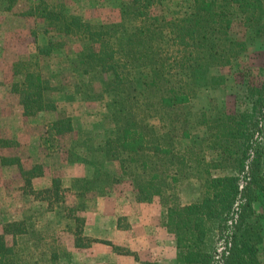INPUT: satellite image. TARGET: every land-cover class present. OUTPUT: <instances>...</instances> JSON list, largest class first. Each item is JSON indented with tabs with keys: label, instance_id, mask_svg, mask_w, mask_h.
Here are the masks:
<instances>
[{
	"label": "trees",
	"instance_id": "1",
	"mask_svg": "<svg viewBox=\"0 0 264 264\" xmlns=\"http://www.w3.org/2000/svg\"><path fill=\"white\" fill-rule=\"evenodd\" d=\"M18 1L7 0L4 11H12ZM191 1L186 14L168 17L158 12L164 0H130L121 9L120 22L111 24H94L70 14L63 1L39 0L28 15L43 19L48 30L82 43L79 51L65 55L69 76L77 79L73 83L78 94L106 101L113 122L100 152L105 166L114 171L97 170L91 179L75 178L74 184L80 185L76 196L85 199L93 191L104 196L128 180L134 205L158 201L164 208L162 225L178 250L174 264H264L259 255L263 218L255 209L264 194V64L243 67L247 110L230 113L212 103L201 112L207 132L196 139L216 158L209 159L197 147L189 129L199 82L214 90L225 88L227 76L214 70L240 66L248 53L247 39L233 37L235 24L253 29L256 38L264 41V0ZM68 47L66 39L50 40L38 46V57H51ZM14 71L24 77L12 88L24 117L58 113L55 95L70 86L59 79L61 68L49 78L38 62L19 61ZM154 119L158 126L151 124ZM48 133L56 137L75 133L71 117L60 114ZM185 141L192 142L184 145ZM66 153L68 163L81 162L76 153ZM0 162L4 167L22 165L19 158L0 156ZM219 170L232 174L215 176L213 172ZM44 174L38 167L24 170L25 187H33V180ZM191 178L201 180L202 197L183 205L180 186ZM43 190L54 202L66 203L68 188L61 179L53 178L52 186ZM66 210L76 222L77 248L104 244L119 250L112 242L85 236L87 218L78 214L86 211L83 203ZM24 225L14 221L4 226L0 264H38L23 259L16 248L18 237L28 235ZM50 262L59 264L55 253Z\"/></svg>",
	"mask_w": 264,
	"mask_h": 264
},
{
	"label": "rangeland",
	"instance_id": "2",
	"mask_svg": "<svg viewBox=\"0 0 264 264\" xmlns=\"http://www.w3.org/2000/svg\"><path fill=\"white\" fill-rule=\"evenodd\" d=\"M6 1L0 0V156L19 158L22 165L4 167L0 162V234L6 224L23 221L28 235L18 237L16 248L23 259L38 264H50L53 253L57 255L59 264H174L171 259H176L178 250L175 239L162 225L164 208L158 201L134 205L130 181H123L108 190L104 196L93 191L85 199L76 196L80 185H75L74 179L69 182L70 187H65L63 182L64 187L68 188V192L64 194L66 203L54 202L53 196L41 191L42 189L33 193L34 186L25 187L22 172L33 167L41 168L44 173L63 181L65 167L70 164L67 162L66 150H71L78 158L83 159L73 165L91 172L93 177L97 170L113 172L111 165L105 166L104 155L100 152L113 129V122L106 101H91L87 95L78 94L73 83L77 79L69 76L71 70L65 55L72 50L79 51L82 43L75 37L64 38L48 30L43 19L29 16L32 5L39 0H19L12 11H4ZM48 1H63L70 14L94 24H111L120 22L121 9L130 0ZM191 4V0H164L163 7L158 12L168 17L184 15ZM233 37L247 39L248 53L243 55L240 66L236 64L214 70L215 74L227 76L225 88L214 90L203 81L199 82L198 97L192 102L189 118V129L195 139L206 137L207 129L201 124V112L210 108L212 103H217L221 109L230 113L248 108L245 98L247 79L243 76V67L250 65L254 68L264 64V41L256 38L253 29L245 30L239 23L234 26ZM61 39L68 41V48H62L51 57H38V46H45L50 40ZM19 61L38 62L44 75L49 78L53 71L62 69L59 79L70 86L65 92L55 95L58 113L43 112L36 117H24L19 95L12 91L14 84L24 79L23 76L15 75L14 66ZM60 114L71 117L75 133L62 137L48 133L50 123L59 119ZM151 124L158 126L159 120L154 119ZM192 141H185L184 145L191 144ZM194 142L199 149L205 151L209 159L216 158V154L205 143L198 139ZM3 144L9 146L3 147ZM213 173L215 176L232 174L229 170ZM38 192L41 194L38 195ZM180 196L183 205L199 200L202 197L201 180H184L180 186ZM81 203L86 207L85 212L78 213L82 218H87L85 236L113 244H125L127 239L113 242L106 239L107 235L102 231L103 227L109 230V222L113 220L111 217L117 214L119 229L131 232L128 234L132 237L130 245H116L118 251L104 244L77 248L74 236L76 222L68 217L66 208L79 206ZM255 209L263 218L264 227V194L255 203ZM127 212H130L134 223L132 230L130 216L124 215ZM103 217L106 220H101ZM8 240L13 244L12 238ZM131 246L142 248L141 255L133 251ZM259 255L264 263V243L260 246Z\"/></svg>",
	"mask_w": 264,
	"mask_h": 264
},
{
	"label": "crops",
	"instance_id": "3",
	"mask_svg": "<svg viewBox=\"0 0 264 264\" xmlns=\"http://www.w3.org/2000/svg\"><path fill=\"white\" fill-rule=\"evenodd\" d=\"M12 169V168H11ZM67 171V172H66ZM83 176H86L88 178H92V173L88 172L87 170L83 169L82 167H79L78 165H73V164H69L65 167V173L63 175V182L65 184V187H70L69 182L72 181L75 178H81ZM53 178L54 176L52 175H48L47 173H45L42 177H38L36 179L33 180V186L35 188V190L37 189H47L50 188L52 186V182H53ZM67 182V183H66ZM139 204H137L136 206H138ZM130 212L125 213L124 215L130 216L129 215ZM106 217L101 218V220H106ZM113 218L112 221L109 222V230L106 227H103V233L106 234L107 236H105L106 239L110 240V241H115V242H121L124 241L125 239H127L125 242V244H115V245H130L131 243V236H129L128 234L131 233L130 231H122L121 229H119V218L117 217V214H115V216L111 217ZM129 221L131 223V230L134 229V223L132 220V216L129 217ZM103 235V234H102ZM152 240V239H151ZM134 245V244H132ZM131 248L133 249V251H137V253L139 254V256L141 255V251L143 250L142 248L137 249V246H131ZM171 261H173V263L175 262V258ZM170 261V262H171ZM133 261H131L132 263ZM135 264H137L135 262Z\"/></svg>",
	"mask_w": 264,
	"mask_h": 264
}]
</instances>
